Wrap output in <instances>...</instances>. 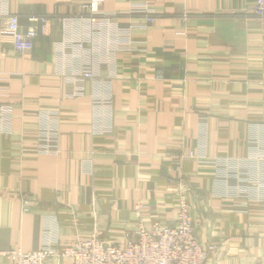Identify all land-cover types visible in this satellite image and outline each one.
I'll return each mask as SVG.
<instances>
[{"label":"crops","instance_id":"1","mask_svg":"<svg viewBox=\"0 0 264 264\" xmlns=\"http://www.w3.org/2000/svg\"><path fill=\"white\" fill-rule=\"evenodd\" d=\"M85 2L0 0V251L93 236L125 245L140 221L176 225L183 192L199 242L219 247L208 264H264V18L253 0H105L96 28ZM32 27L33 49L16 54Z\"/></svg>","mask_w":264,"mask_h":264},{"label":"built area","instance_id":"2","mask_svg":"<svg viewBox=\"0 0 264 264\" xmlns=\"http://www.w3.org/2000/svg\"><path fill=\"white\" fill-rule=\"evenodd\" d=\"M105 0H86L83 6L86 15L85 21L96 28L99 20H108L103 16L101 7ZM147 23H154L156 16L147 8L142 7L139 11ZM256 18H264V0H253L249 11ZM187 16L183 18L186 21ZM32 22L47 19L37 17L31 18ZM7 27L13 31L20 29L19 17L11 15L7 18ZM14 42L13 48L16 54L31 51L34 40L38 36L37 27H32L24 35ZM82 47V45H78ZM81 77L93 81L95 75L89 70L82 71ZM0 115L8 113V109L0 107ZM0 120H2L0 118ZM103 130L102 126L97 128ZM104 131H106L104 129ZM51 134L44 135L42 151L44 154L53 153L55 148L51 140ZM51 147V148H49ZM193 158L194 153H190ZM177 223L168 226L161 222H155L151 229H147L143 222H139L135 237L128 240L125 245L106 243L99 237L93 236L89 239L79 240L73 246L65 247L57 251L54 247L46 245L42 249L33 252H25L13 248L0 251V264H46L48 260L56 255L71 258L73 264H208L210 255L219 247L211 243L203 246L195 232V222L189 198L185 193H178ZM33 199L26 195L23 197V212L29 213ZM141 208V207H139Z\"/></svg>","mask_w":264,"mask_h":264},{"label":"rangeland","instance_id":"3","mask_svg":"<svg viewBox=\"0 0 264 264\" xmlns=\"http://www.w3.org/2000/svg\"><path fill=\"white\" fill-rule=\"evenodd\" d=\"M193 153V152H192Z\"/></svg>","mask_w":264,"mask_h":264}]
</instances>
